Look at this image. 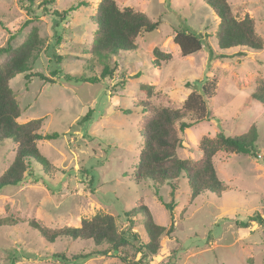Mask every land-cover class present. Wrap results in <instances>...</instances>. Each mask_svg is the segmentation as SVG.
Masks as SVG:
<instances>
[{"label":"rangeland","instance_id":"obj_1","mask_svg":"<svg viewBox=\"0 0 264 264\" xmlns=\"http://www.w3.org/2000/svg\"><path fill=\"white\" fill-rule=\"evenodd\" d=\"M44 1L0 0V48L11 35L16 36L13 45L19 47L34 26L48 39L32 72L54 83L36 76L27 80L24 74L11 81L24 110L18 121L44 118L40 132L60 134L58 139L37 142L51 164L48 171L33 162V176L0 191V218L19 222L0 227V264H9L14 258L16 264H61L55 254L72 257L97 248L91 240L64 238L49 243L29 226L32 219L56 229L78 227L84 219L106 214L114 216L119 230L126 233V212L141 205L150 209L157 224L169 228L174 223L176 228L171 238H162L158 254L142 264H264V226L251 223L241 229L237 225L255 212L264 216V104L252 97L264 81V49L220 50L216 38L220 19L204 0H116L120 8L132 7L152 21H160V27L142 33L134 52L110 59L112 67L118 61L113 79L67 82L66 74L99 76L102 72V64L87 53L95 37L93 20L100 0H54L45 6L63 12L87 3L66 19L46 14ZM228 1L237 18L248 15L255 20L264 40V0ZM28 8L38 18L24 29ZM185 29L204 43L201 51L189 57L182 56L173 40L176 31ZM155 49L170 54L171 59L155 61ZM210 49L228 57L211 59ZM208 83H215L213 96L205 97L211 118L181 134L184 147L179 156L198 160L203 155L199 145L204 137L219 133L240 136L252 126L259 134L258 156L225 152L215 156L219 176L227 185L221 197L206 193L192 199L184 179L174 196L171 187L164 185L158 196L165 203L173 201L171 214L153 183L138 180L134 173L144 143V103L179 109L191 93L205 96L203 86ZM89 110L91 119L80 123ZM15 148L11 140L0 142V177L13 162ZM133 219L134 232L146 242L143 217ZM114 256L93 257L83 264H123Z\"/></svg>","mask_w":264,"mask_h":264},{"label":"trees","instance_id":"obj_2","mask_svg":"<svg viewBox=\"0 0 264 264\" xmlns=\"http://www.w3.org/2000/svg\"><path fill=\"white\" fill-rule=\"evenodd\" d=\"M24 1L30 4L34 3V0ZM53 2L54 0L42 2L45 13L57 15L61 19H66L78 8L87 6V3L80 2L63 12L52 11L45 7ZM204 2L220 19L216 36L220 50L244 48L259 52L264 49V40L258 34L255 20L252 17L247 15L241 19L237 18L228 0H204ZM26 12L28 19L22 26L24 29L38 18L34 16L30 8L26 9ZM93 21L97 28L87 53L96 57L102 64V72L99 76L66 74L64 79L67 82L98 83L104 82L107 78L113 79L118 61L116 60L115 67H112L110 59L117 58L122 52H134L136 40L142 33L153 32L160 27V21H152L145 12L132 7L120 8L116 0H100ZM15 38V35H11L5 46L0 48V58L4 57L0 62V142L11 140L16 146L13 162L0 177V191L7 187H17L24 183L27 176H33V162L42 165L43 169L48 171L51 164L41 153L37 142L60 137L58 133L42 134L40 132L44 118L27 123L18 121L24 110H22L16 93L11 87V81L22 74L27 80L35 76L46 83H54V80L41 73L34 74L32 72L33 63L48 43V39L41 36L39 28L32 27L19 47L13 45ZM173 40L179 46L184 57L192 56L204 47L203 41L186 29L176 31ZM57 43L60 44L61 39H58ZM210 52L211 59L228 57L224 54H214L211 49ZM154 56L155 61L159 63L171 59L170 54L161 52L159 49L154 50ZM213 89H215V83H208L203 86L205 96L193 92L179 109L156 108L150 103H144L146 107L142 127L144 143L139 155L138 167L134 173L138 180L151 181L157 196L160 189L166 184L171 187V195L174 196L180 188V180L184 179L191 189L192 199L206 193H213L221 197L222 193L226 191L227 185L219 176L215 156L219 152H225L257 158L256 143L259 134L256 126H252L248 132L240 136L233 137L219 133L215 137H204L199 145L203 155L198 160L182 159L179 156L178 151L184 147L181 134H184L194 124L211 118L205 97L211 98L215 93ZM149 90L153 92V87L150 86ZM252 97L264 104V81ZM91 116L92 110H89L80 123L89 121ZM159 200L172 214L175 209L173 201L165 203L161 196ZM126 215L128 217L126 233L119 230L114 216L106 214H97L90 219H84L78 227L66 226L53 229L35 219L29 221V226L38 231L41 237L49 243L70 238L72 240H91L97 247L87 254L72 257H68L64 253L55 254L53 257L58 259L61 264H83L93 257L113 255L123 264H142L146 258L158 254L163 237L171 238L176 231L174 223L169 228L157 224L146 205L126 212ZM138 216L143 217L146 242L141 239L138 232H134L135 221L133 218ZM251 223L264 226V216L255 212L247 222L239 221L237 225L244 229L248 228ZM18 224L19 222L13 218H0V227ZM103 246L108 247L99 249ZM131 248L134 250L133 254L130 253ZM139 254L141 257L137 261L136 257ZM16 263L17 259L14 258L10 260L9 264Z\"/></svg>","mask_w":264,"mask_h":264}]
</instances>
